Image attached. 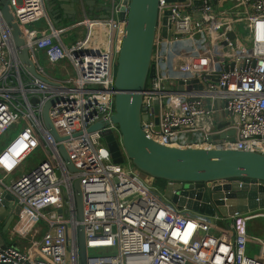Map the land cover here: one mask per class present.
<instances>
[{
  "label": "built area",
  "instance_id": "obj_1",
  "mask_svg": "<svg viewBox=\"0 0 264 264\" xmlns=\"http://www.w3.org/2000/svg\"><path fill=\"white\" fill-rule=\"evenodd\" d=\"M169 1L158 3L151 61L155 76L143 95L142 113L148 118L142 122L143 131L164 147L264 155V0H239V9L222 11L215 8L217 0ZM120 2L109 0L107 19L80 17L70 28H57L43 0H6L36 75L49 82L21 64V48L13 46L12 28L0 12V139L19 129L0 149V186L21 208L10 239L29 236L27 247L13 242L0 246V264H80L81 229L88 255L105 253L88 256L86 264H264V257L247 255L251 238L245 229L236 225L224 231L216 225L225 220L220 216L177 210L130 160L127 167L112 162L102 132L112 131L120 143L112 121L124 24L118 18ZM1 4L2 0L0 8ZM166 11L170 15L163 24ZM41 19L47 20L46 27L36 26ZM240 24L243 35L235 29ZM77 28L83 35L65 44L62 36ZM230 32L235 35L232 40L227 38ZM217 48L229 51L217 56ZM38 53L51 68L60 65L66 75L46 73ZM161 63L170 66L165 76L159 71ZM179 81L182 92L176 91ZM32 99L38 103L32 105ZM51 100L49 120L62 141L43 121L44 105ZM155 100L158 131L153 122ZM96 124L102 127L87 132ZM221 134V143L207 141ZM39 135L50 158L14 176L40 147ZM189 135L195 140H186ZM60 145L74 172L68 170ZM75 181L82 197V220L77 219ZM258 219H264V209L235 221Z\"/></svg>",
  "mask_w": 264,
  "mask_h": 264
},
{
  "label": "water",
  "instance_id": "obj_2",
  "mask_svg": "<svg viewBox=\"0 0 264 264\" xmlns=\"http://www.w3.org/2000/svg\"><path fill=\"white\" fill-rule=\"evenodd\" d=\"M43 1L48 17L57 28H70L80 17L107 19L111 10L109 0ZM158 3L159 0H121L120 2L118 18L124 24L116 58L112 116V121L117 125L120 133V143L112 131L102 132L112 162L121 165L126 158L141 173L155 180L164 181L163 199L179 211L187 210L207 216L217 215L224 219L237 220L248 212L263 210L264 155L216 149L164 147L143 131L142 122L148 120L142 113L143 95L148 80L155 76V65L151 61L159 21ZM99 11H102L103 15H96ZM0 12L6 24L12 28L13 46L21 48L18 54L19 61L28 66L32 75L41 78L35 73L27 49L23 48L21 31L8 9L6 0H2ZM169 15L170 11L164 13L163 24H166V17ZM165 35L166 30L162 29V36ZM234 37V33L231 32L227 35L228 40ZM175 47H180V44L176 43ZM227 51L229 48H224L222 51L217 48V56ZM220 60L223 58L221 57ZM166 68L170 69V66L166 67L165 63L159 65L162 76H165ZM168 75L173 77L172 73ZM178 77H182V74H178ZM183 88V82L179 81L176 91L182 92ZM30 103L35 105L38 99H32ZM154 103L153 122L155 131H158V101L155 100ZM53 104L54 100H51L44 105L43 121L45 127L51 130L53 137L57 141H62L63 139L53 129L48 116V110ZM101 127L100 124H96L87 132ZM228 135H233V131ZM195 138V135H189L186 140H195ZM224 138V134L214 135L207 138V141L217 144ZM230 140L232 141L233 138L231 137ZM58 149L63 160L68 163V170L74 172L75 169L63 145ZM73 188L76 194L77 219L82 220L83 206L78 181L73 183ZM20 211L21 208L15 205L14 198L0 186V223L3 224L0 227L1 247L5 245L3 235L19 216ZM77 248L80 264H86L89 255L83 229L77 233Z\"/></svg>",
  "mask_w": 264,
  "mask_h": 264
},
{
  "label": "crops",
  "instance_id": "obj_3",
  "mask_svg": "<svg viewBox=\"0 0 264 264\" xmlns=\"http://www.w3.org/2000/svg\"><path fill=\"white\" fill-rule=\"evenodd\" d=\"M234 1H236L232 6H230L229 7V9H232V8H237V9H239V7H238V2H239V0H234ZM227 2L225 1V0H217L216 2H215V8H216V10H218V11H222V9H221V6L222 5H224V4H226ZM223 10H225V9H223ZM96 15H103V12L102 11H99V12H97L96 13ZM46 20V19H45ZM52 23V22H51ZM53 24V23H52ZM38 27H42V26H44V27H46L47 26V20L45 21V22H43L42 24H38L37 25ZM54 26V25H53ZM55 27V26H54ZM242 24H240V25H236V27H235V29H236V31L238 32V34H240V35H243L242 33H243V31H242ZM83 35V29L82 28H77V29H75V30H72V31H69V32H67L65 35H64V38H67V40H68V43H65V44H67V45H69V44H71L72 42H74V41H76L77 39H79L81 36ZM69 73H72V72H70L69 71ZM214 116V119L216 120V122H217V124L219 123V117H218V115L217 114H214L213 115ZM10 134V133H9ZM14 136V134L13 135H8V134H6L5 135V137H3L4 138V140L2 141V142H0V149L12 138ZM2 138V139H3ZM26 162V161H25ZM24 162V163H25ZM23 163V164H24ZM23 167V168H22ZM22 167L17 171V173H16V175H14V176H17V175H19V174H22L23 173V170H24V166L22 165ZM18 220V218H16L14 221H13V223H12V225L10 226V228H9V230L6 232V234L5 235H3V237H4V241H5V244H9V243H12L13 242V244H16L18 247H21V248H24V247H27L28 246V241L26 240V239H28V235H25L24 236V238H19V237H14V239H15V241H13V239H10L11 237H10V230H11V227L15 224V222ZM260 221L261 220H252V221H250L251 223L249 224V226H248V230L249 229H251L252 230V226H258L259 224H260ZM230 222V223H229ZM236 221L235 220H232V219H225V220H223V221H218L217 222V228H219V229H221V230H224V231H227V229L228 230H232L231 228H232V226L234 225V223H235ZM2 223H0V227H2ZM222 226V227H221ZM226 229V230H225ZM230 233H232V232H230ZM233 234V233H232ZM262 240H264V239H262ZM257 241L254 239V240H250L249 241V243L247 244V255L248 256H250V254H252L253 252L254 253H256L257 254V252L259 251V250H257V248H259V246H257L258 244H261L262 245V247L264 248V246H263V244L262 243H259V242H257ZM263 248H261L262 249V251H263ZM251 257V256H250ZM253 258V257H252Z\"/></svg>",
  "mask_w": 264,
  "mask_h": 264
},
{
  "label": "rangeland",
  "instance_id": "obj_4",
  "mask_svg": "<svg viewBox=\"0 0 264 264\" xmlns=\"http://www.w3.org/2000/svg\"><path fill=\"white\" fill-rule=\"evenodd\" d=\"M227 3L226 4H224V5H222L221 6V9L223 10V9H225V10H228L229 9V7L230 6H232L236 1H234V0H225ZM46 20L45 19H41V20H39L38 22H36L37 24H36V26L38 25V24H42L43 22H45ZM65 35V34H64ZM63 37V41L65 42V43H68V40H67V38H64V36H62ZM37 59H38V62L42 65V67L45 69V71H46V73H48V74H53V75H58V77H61L62 75H66V73H63V71L61 70V68H60V65L58 66V67H56V68H51V66L48 64V62L46 61V59L44 58V56L41 54V53H38V55H37ZM67 69L70 71V72H72V69L70 68V67H67ZM147 86H149V83H147ZM168 87H170L169 85H168ZM172 87H175V85L174 84H172ZM10 133V132H9ZM8 133V135H13L14 133H10L9 134ZM3 137H5V136H3ZM2 137V138H3ZM38 137V140L40 141V147L26 160V162L23 164V166L25 167L24 168V170H23V173H27V172H29L30 170H32L38 163H40L42 160H45V159H47V158H50V155H49V152L43 147V145H42V143H41V138H40V135L39 136H37ZM0 139V142H2L3 140H4V138L3 139ZM127 162H128V160L125 158L124 159V163L123 164H121L123 167H127ZM23 168V167H22ZM57 175L59 176V173H57ZM146 180H148L147 178H145ZM149 181H151V183L153 184V185H155V187H157L156 189L159 191V192H163V187H162V185H160V184H158V183H155V180H152V179H150ZM189 213H194V212H192V211H189ZM251 222L250 221H243V220H240L239 222H238V226L240 227V228H242V229H245L246 231L248 230V226H249V224H250ZM257 242H259V243H262L263 244V246H264V240H262V239H260V240H258ZM256 242V243H257ZM257 246H259V248H257V250H259L258 252H257V254L256 253H252V254H250V256L251 257H253V258H256V259H262L263 257H264V248L262 247V245L261 244H258ZM261 248H263V251H262V249ZM103 254H105L104 252H100V253H98V252H96V253H93V252H90L89 253V256H94V255H103Z\"/></svg>",
  "mask_w": 264,
  "mask_h": 264
},
{
  "label": "trees",
  "instance_id": "obj_5",
  "mask_svg": "<svg viewBox=\"0 0 264 264\" xmlns=\"http://www.w3.org/2000/svg\"><path fill=\"white\" fill-rule=\"evenodd\" d=\"M18 130L19 129H15L13 131L11 130L10 133H14V135H15L18 132ZM146 178L148 180H150V179L155 180V179L149 177L148 175H146ZM155 183H158V184L162 185V187L164 188V185H165V182L164 181H162V180H155ZM258 220H261L260 221V224L258 226H252L253 227L252 230L249 229V230L246 231L248 233L249 237L251 238V240L252 239L253 240L255 239L256 241H258L260 239H264V219H258ZM238 222L239 221H236L233 226H235V227H236V225L238 226Z\"/></svg>",
  "mask_w": 264,
  "mask_h": 264
}]
</instances>
